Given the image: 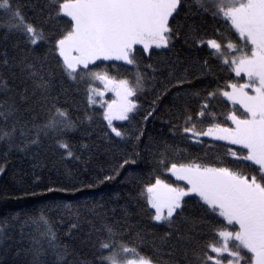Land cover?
Returning a JSON list of instances; mask_svg holds the SVG:
<instances>
[{
	"label": "snow or ice",
	"instance_id": "obj_1",
	"mask_svg": "<svg viewBox=\"0 0 264 264\" xmlns=\"http://www.w3.org/2000/svg\"><path fill=\"white\" fill-rule=\"evenodd\" d=\"M156 119L172 143H144ZM46 147L67 183L33 173L14 198L74 197L145 160L129 203L152 231L127 205L62 233L41 209L24 264H264V0H0V175Z\"/></svg>",
	"mask_w": 264,
	"mask_h": 264
},
{
	"label": "trees",
	"instance_id": "obj_2",
	"mask_svg": "<svg viewBox=\"0 0 264 264\" xmlns=\"http://www.w3.org/2000/svg\"><path fill=\"white\" fill-rule=\"evenodd\" d=\"M178 52L183 59L187 56V51L181 49L178 45ZM201 57L207 58V52H201ZM124 70L120 69L123 74ZM113 75H117V70H112ZM163 77H161L162 79ZM211 79V78H209ZM221 83H223L221 81ZM203 87V84H200ZM169 107L168 99L161 103L162 117L163 110ZM155 137L157 140L168 141L172 143V139L168 134L166 124L162 119L150 121L146 128V137L144 143H147V136ZM179 149H184L187 145L177 143ZM143 147V146H141ZM131 145L125 149L130 150ZM191 152H203L199 148H188ZM58 160V157L53 156L47 147L40 150L39 156L34 160L31 155L25 157L21 154H15L9 157L6 171L0 175V224L6 228V233L0 235V264H24L23 258H17L15 253L21 249H26L30 246L31 237L37 235L36 227L32 225L31 218L38 216L41 209L45 210V215L49 218L53 225H56L61 233L65 230L68 221L74 220L77 216L81 223L89 216V209L98 205H103L104 210L111 215V210H116V216L119 217L121 208L128 206L130 212V223L139 227H147L149 232L152 231L148 227V222L145 220L141 223L140 218L136 216L135 202L129 203L130 197L138 191L131 182L132 175H146L149 172V165L145 160H141L136 165L126 167V170L121 171L120 176L115 180L106 184L98 185L91 189H85L83 193H77L73 196H66L63 193L48 194L47 196L26 197L24 199H16L14 197L22 195L24 189L30 190L33 173L39 176L44 183L49 181L55 183H67L63 175V167L57 164L56 169L53 168V161ZM110 157L101 153L99 160L89 165L92 169L89 173L78 174L79 178L85 183L92 182L102 166L107 170L110 165L108 161ZM35 163H39L40 167H34ZM59 169V171H57ZM39 191V189H37ZM65 201L72 205L71 208L57 209L52 201ZM85 230L88 225L84 224ZM31 234V235H30ZM130 239L135 238L133 231ZM89 259L92 257L89 255ZM30 259V257H29ZM52 257L49 255L45 258L46 264H50Z\"/></svg>",
	"mask_w": 264,
	"mask_h": 264
},
{
	"label": "rangeland",
	"instance_id": "obj_3",
	"mask_svg": "<svg viewBox=\"0 0 264 264\" xmlns=\"http://www.w3.org/2000/svg\"><path fill=\"white\" fill-rule=\"evenodd\" d=\"M111 96V94L109 93L108 96L105 97V99H108Z\"/></svg>",
	"mask_w": 264,
	"mask_h": 264
}]
</instances>
